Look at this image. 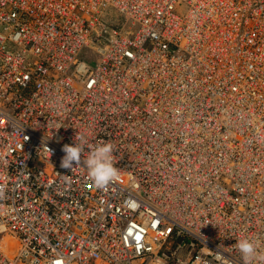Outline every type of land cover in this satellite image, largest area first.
<instances>
[{
	"label": "built area",
	"instance_id": "obj_1",
	"mask_svg": "<svg viewBox=\"0 0 264 264\" xmlns=\"http://www.w3.org/2000/svg\"><path fill=\"white\" fill-rule=\"evenodd\" d=\"M0 186V264L264 253V0H0Z\"/></svg>",
	"mask_w": 264,
	"mask_h": 264
},
{
	"label": "clouds",
	"instance_id": "obj_2",
	"mask_svg": "<svg viewBox=\"0 0 264 264\" xmlns=\"http://www.w3.org/2000/svg\"><path fill=\"white\" fill-rule=\"evenodd\" d=\"M85 144L84 138L77 134L74 138V145H64L62 151L65 155L60 166L63 169L71 170L77 165H83L87 170L88 178L95 186L104 188L110 181L118 177V170L113 164V145L110 142L88 145L87 158L82 159ZM45 150L50 152L47 147ZM3 194V187L0 186V198L3 197ZM234 247L239 251L242 264H264V253L258 251L255 242L249 239H238ZM220 255L218 252L217 258H220ZM224 264H228V262L225 261Z\"/></svg>",
	"mask_w": 264,
	"mask_h": 264
}]
</instances>
